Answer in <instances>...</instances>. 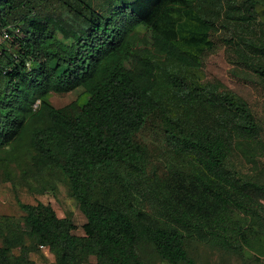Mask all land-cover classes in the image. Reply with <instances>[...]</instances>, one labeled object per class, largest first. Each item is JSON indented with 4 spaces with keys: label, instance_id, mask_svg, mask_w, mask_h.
I'll return each instance as SVG.
<instances>
[{
    "label": "trees",
    "instance_id": "16d2710c",
    "mask_svg": "<svg viewBox=\"0 0 264 264\" xmlns=\"http://www.w3.org/2000/svg\"><path fill=\"white\" fill-rule=\"evenodd\" d=\"M3 29L0 166L59 173L85 222L19 200L0 264L42 247L55 264H199L189 243L262 261L264 122L205 60L224 48L264 90V0H0Z\"/></svg>",
    "mask_w": 264,
    "mask_h": 264
},
{
    "label": "rangeland",
    "instance_id": "374dc122",
    "mask_svg": "<svg viewBox=\"0 0 264 264\" xmlns=\"http://www.w3.org/2000/svg\"><path fill=\"white\" fill-rule=\"evenodd\" d=\"M205 65L208 73L217 75L229 87L248 99L256 109L261 121L264 122V90L257 88L255 83H252L247 77L238 76L232 72L230 57L225 54L224 48L219 47L209 53ZM86 97L87 94L79 87L64 95L52 94L51 100L59 106L75 99L82 103ZM47 177L45 176L42 180L34 177L27 178V173L21 171L20 167L13 163L7 169L0 166V213L21 216L19 200L32 204L36 202L49 203L59 216L69 217L76 225L75 232L82 234L85 217L76 200L71 196L66 179L59 173L52 175L51 180L54 184L52 185L49 182H43ZM187 246L199 264H264V258L261 262L256 260L250 262L238 255L218 248L212 249L207 245L189 243ZM30 257L35 261V264H55L54 255L46 247H42L38 252H32ZM147 262V264H170L154 254L148 258Z\"/></svg>",
    "mask_w": 264,
    "mask_h": 264
},
{
    "label": "built area",
    "instance_id": "2783aa9c",
    "mask_svg": "<svg viewBox=\"0 0 264 264\" xmlns=\"http://www.w3.org/2000/svg\"><path fill=\"white\" fill-rule=\"evenodd\" d=\"M9 37H10V35L6 29H3L0 32V41H2L3 39H8Z\"/></svg>",
    "mask_w": 264,
    "mask_h": 264
}]
</instances>
